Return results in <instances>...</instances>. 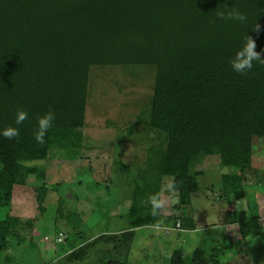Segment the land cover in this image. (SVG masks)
I'll return each instance as SVG.
<instances>
[{"label": "trees", "instance_id": "trees-1", "mask_svg": "<svg viewBox=\"0 0 264 264\" xmlns=\"http://www.w3.org/2000/svg\"><path fill=\"white\" fill-rule=\"evenodd\" d=\"M226 8L244 12L246 22L216 19V10ZM246 35L264 54V0H0V128L13 123L18 107L30 116L18 139L0 136V253L23 218L44 214V197L59 198L55 186L23 177V170L33 171L27 164L78 159L86 148L93 154L84 115L94 65L155 68L146 159L134 172L141 183L128 195L126 229L99 233L54 264H127L134 227L175 219L160 207L153 211L164 176L179 202L190 203L189 167L197 156L216 154L239 171L249 167L253 139L264 138V65L241 75L228 64ZM49 107L57 118L41 145L33 138L35 117ZM223 179L236 198L243 196L241 175ZM257 227V216L239 222L238 237H254ZM234 244L221 228L208 227L189 254L175 248L168 264H232L225 250Z\"/></svg>", "mask_w": 264, "mask_h": 264}, {"label": "rangeland", "instance_id": "rangeland-1", "mask_svg": "<svg viewBox=\"0 0 264 264\" xmlns=\"http://www.w3.org/2000/svg\"><path fill=\"white\" fill-rule=\"evenodd\" d=\"M154 78L155 68L145 64L90 68L84 133L93 154L86 148L78 159L27 164L33 171L23 170V177H33L35 185L55 186L59 198L44 197V214L22 219V228L0 253V264H54L56 257L99 233L126 229L128 195L135 182L141 183L134 172L146 159L150 132L145 119ZM252 147L251 163L240 171L222 165L216 154L195 157L189 167L195 188L189 204L179 202L171 177L164 176L159 213L175 219L134 227L127 264H168L175 248L189 254L208 227H219L235 240L225 250L227 261L264 264V138H254ZM115 162L130 166L132 174L115 170ZM225 173L241 175L243 196L236 198L235 189L226 188ZM3 213L0 208V217ZM254 216L257 234L240 239L238 223ZM58 231L64 235L59 243ZM5 256L9 261L3 262Z\"/></svg>", "mask_w": 264, "mask_h": 264}, {"label": "clouds", "instance_id": "clouds-1", "mask_svg": "<svg viewBox=\"0 0 264 264\" xmlns=\"http://www.w3.org/2000/svg\"><path fill=\"white\" fill-rule=\"evenodd\" d=\"M215 18L239 23H245L247 20L246 14L235 8L217 9ZM255 48V41L250 36L246 35L244 42L234 51L233 55L228 60V64L232 71L241 75H246L253 69L254 63L264 65V54L256 51ZM56 118V112L51 107L42 113L36 114V127L33 138L38 144L42 145L45 143L46 135L54 126ZM29 119V112L23 107H18L14 114L13 123L0 128V136L9 140L18 139L21 134L20 126ZM151 202L155 214V209L160 207V202L157 201L155 197L151 198Z\"/></svg>", "mask_w": 264, "mask_h": 264}, {"label": "built area", "instance_id": "built-area-1", "mask_svg": "<svg viewBox=\"0 0 264 264\" xmlns=\"http://www.w3.org/2000/svg\"><path fill=\"white\" fill-rule=\"evenodd\" d=\"M63 237H64L63 232L58 231L55 235V241L59 243L63 240Z\"/></svg>", "mask_w": 264, "mask_h": 264}]
</instances>
